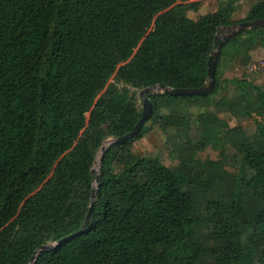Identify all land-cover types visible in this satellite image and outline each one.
<instances>
[{"label":"trees","instance_id":"obj_1","mask_svg":"<svg viewBox=\"0 0 264 264\" xmlns=\"http://www.w3.org/2000/svg\"><path fill=\"white\" fill-rule=\"evenodd\" d=\"M238 2L194 19L178 0H0V264H29L82 228L99 149L141 116L131 87H199L219 44L212 92L150 91L141 131L105 151L88 229L34 264L264 263V83L249 59L225 75L237 49L264 47V26L215 40L264 18L255 0L234 19ZM191 100L206 109L165 111ZM223 113L251 118L252 134ZM155 128L173 163L134 150ZM208 148L217 158L201 157ZM217 180L229 192L215 193Z\"/></svg>","mask_w":264,"mask_h":264},{"label":"rangeland","instance_id":"obj_2","mask_svg":"<svg viewBox=\"0 0 264 264\" xmlns=\"http://www.w3.org/2000/svg\"><path fill=\"white\" fill-rule=\"evenodd\" d=\"M255 0H239L237 3V10L234 14V19L240 20L244 18L250 9L251 5ZM178 3L181 6H188L187 15L191 18L197 19L199 16L214 11L218 8L219 0H178ZM224 35V32L221 33ZM264 57V47L259 46L255 50L247 51L245 48H239L236 50V53L233 57V68L226 72L227 77H240L247 67L243 65L245 59H249L250 62L254 59ZM249 66V64H248ZM252 79L257 83H264V75L252 74ZM113 81V78L110 79ZM131 90L135 92V96L138 102L139 107L142 108V97L140 95V90L134 87H131ZM155 91V90H154ZM206 108L200 107V105L194 100L186 102L183 101L176 106H173L170 109H165L166 112H174L175 114L195 116L198 112H201ZM221 116L229 123L230 126H235L239 122L244 125L247 130L252 134L254 130V122L251 118H244L241 121L232 117L230 114H221ZM167 135L163 134L160 129L155 128L153 131L149 132L141 140H138L134 144V150L141 154H147L150 156H156L163 159L166 164L173 163L174 160L171 155V146L167 141ZM201 157H211L217 158V151L210 148L201 152ZM96 166V164H95ZM187 174L192 175V170H186ZM212 190L217 194H226L229 192V188L224 181L217 180L213 184ZM264 264V263H257Z\"/></svg>","mask_w":264,"mask_h":264},{"label":"water","instance_id":"obj_3","mask_svg":"<svg viewBox=\"0 0 264 264\" xmlns=\"http://www.w3.org/2000/svg\"><path fill=\"white\" fill-rule=\"evenodd\" d=\"M262 26H264V18L257 19V20L240 21V22H237V23H234V24L228 26L226 28V31L224 32L223 36L222 35H216L215 40L217 41L219 38H222L223 41H226L229 37L236 35L240 32H243L246 29H252V28L262 27ZM220 48H221V44H219L218 47L214 51H212V53L209 56L208 79L206 80V82L203 85H201L199 87H186V88H184V87H173V86H169V85H165V84H155V85H150V86L144 87L140 90V95L142 97L143 105H142L141 116H140L138 122L136 123V125L133 127V129L131 131H129L128 133H126L122 136L109 137L108 139H106V141L103 143V145L101 146V148L99 149V151L97 153L95 163L98 161L99 164H98L97 168H95V163H94V166L92 167V173H94L96 175V177L94 179V189H93L92 196H91V203L89 205V208H88V211H87L85 221H84L82 228L75 233H72L68 236L63 237L62 239H60L57 242H50V243L44 244L41 247H39L36 250V252L34 253V255L32 257V261H30L29 264H34L35 258L43 250L53 248V247L57 246L59 243L66 241V240L76 236L77 234L85 231L86 229H88L89 223H90V220L92 218L93 211H94L95 198H96L97 193L99 192V171H100V168L102 166V160H103L105 151L112 143H121L127 139L133 138L139 131H141L145 121L152 115L153 109H154L153 103L150 100L148 93L150 91H152L154 93L155 92H157V93L165 92V93H168L171 95H192V94L205 95V94L211 93L213 88L215 87V84H216V69H217L218 57L220 54Z\"/></svg>","mask_w":264,"mask_h":264},{"label":"built area","instance_id":"obj_4","mask_svg":"<svg viewBox=\"0 0 264 264\" xmlns=\"http://www.w3.org/2000/svg\"><path fill=\"white\" fill-rule=\"evenodd\" d=\"M248 68L253 74H264V57L252 60Z\"/></svg>","mask_w":264,"mask_h":264},{"label":"bare ground","instance_id":"obj_5","mask_svg":"<svg viewBox=\"0 0 264 264\" xmlns=\"http://www.w3.org/2000/svg\"><path fill=\"white\" fill-rule=\"evenodd\" d=\"M95 164H96L95 168H97V166H98L99 162L97 161Z\"/></svg>","mask_w":264,"mask_h":264},{"label":"crops","instance_id":"obj_6","mask_svg":"<svg viewBox=\"0 0 264 264\" xmlns=\"http://www.w3.org/2000/svg\"><path fill=\"white\" fill-rule=\"evenodd\" d=\"M257 75H264V74H257Z\"/></svg>","mask_w":264,"mask_h":264}]
</instances>
